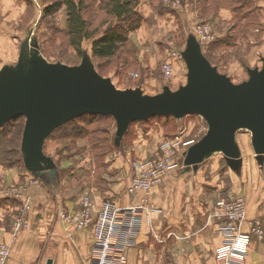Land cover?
<instances>
[{
  "label": "rangeland",
  "instance_id": "1",
  "mask_svg": "<svg viewBox=\"0 0 264 264\" xmlns=\"http://www.w3.org/2000/svg\"><path fill=\"white\" fill-rule=\"evenodd\" d=\"M58 1L15 0L12 4L0 0V72L5 67L15 68L22 55L31 58L35 50L49 63L68 66L81 65L87 56L117 88H139L146 95H157L166 87L177 91L187 84L183 53L190 37H195L212 66L234 84L248 81L250 69L263 68L264 0H134L141 27L131 32L128 43L109 59L93 57L92 41H84L82 57L71 46L66 7L46 15L48 6ZM75 1L84 2V18L90 29L98 32L97 38L119 25L109 14L110 0ZM132 24L124 23L126 27ZM167 63L173 67L170 76L165 73ZM25 126L26 118L19 117L0 127V224L9 228L15 214L14 238L29 227L26 214L43 211L45 200L58 208L59 219L71 236L87 234L91 246L87 264H98L97 230L109 204L112 212L105 239L111 247V263L129 264L143 221L149 220L148 214L161 213L155 197L157 206L166 203L160 208L167 214H182L183 208L188 214H216L219 239L215 236L213 243L204 244L198 252L203 264H245L254 243L264 242V159L259 161L252 133L246 129L236 134L239 167L234 168L217 152L194 169L187 162L189 148L208 132L201 116L134 122L118 145L113 117L85 115L58 128L46 140L44 153L53 160L57 176L45 169L39 178L25 165ZM167 142L171 143L168 151L161 147ZM161 162L167 168L158 174L153 163ZM37 186L44 188L45 199L30 191ZM240 203L245 205V216L241 221L236 218L235 223L232 217ZM83 221L87 227L82 226ZM229 228L230 240L240 251L223 257ZM258 228L263 232L258 233ZM0 244L9 249L8 264L11 245L6 241ZM171 257L166 254L170 258L166 264H171ZM262 261L252 264H264Z\"/></svg>",
  "mask_w": 264,
  "mask_h": 264
},
{
  "label": "water",
  "instance_id": "2",
  "mask_svg": "<svg viewBox=\"0 0 264 264\" xmlns=\"http://www.w3.org/2000/svg\"><path fill=\"white\" fill-rule=\"evenodd\" d=\"M183 58L188 68L187 84L177 91L166 87L160 94L146 95L139 88H117L87 56L81 65L68 66L49 63L35 50L31 58L22 55L15 68L5 67L0 72V127L26 118L24 161L26 168L41 178L45 169L57 175L53 160L44 153L46 140L58 128L85 115L113 117L118 145L134 122L198 115L207 122L208 132L189 148L187 162L194 169L217 152L234 168L239 167L241 151L236 134L241 129L252 133L253 148L262 161L264 59L261 70H249L248 81L234 84L205 58L195 37H190Z\"/></svg>",
  "mask_w": 264,
  "mask_h": 264
},
{
  "label": "crops",
  "instance_id": "3",
  "mask_svg": "<svg viewBox=\"0 0 264 264\" xmlns=\"http://www.w3.org/2000/svg\"><path fill=\"white\" fill-rule=\"evenodd\" d=\"M6 1L12 4L15 2ZM30 191L44 199L47 195L40 186L33 187ZM124 200L126 199L123 202ZM153 201L161 213L148 214L149 220L143 221L136 246L131 250L129 264H166L170 260L166 258L167 253L172 255L171 264H203L199 260L201 255L198 252L204 244L213 243L215 236L219 239L216 214H188L185 208L182 214H167L169 212L161 209L166 207V203L161 202L164 206L160 208L155 197ZM43 205V211H38V214H26L29 216V227L15 238L12 235L15 214L9 228L1 221L0 241L11 245V259L8 264H47L49 260L52 264H87L91 251L87 234L71 236V231L59 219L58 208L45 200ZM171 205L175 208L174 202ZM243 229L246 231V226L243 225ZM251 249L249 261L245 264L263 262L264 242H255Z\"/></svg>",
  "mask_w": 264,
  "mask_h": 264
},
{
  "label": "trees",
  "instance_id": "4",
  "mask_svg": "<svg viewBox=\"0 0 264 264\" xmlns=\"http://www.w3.org/2000/svg\"><path fill=\"white\" fill-rule=\"evenodd\" d=\"M133 4L134 0H110L109 14L116 18L120 23L118 26L108 29L99 38L96 37L98 32L96 30H91L87 20L84 18L83 1L76 2L75 0H61L55 2L51 6H48L46 9V15L50 16L59 10V8L66 7L71 46H73L82 57V45L84 41H92L93 57L95 59H109L114 57L119 50L128 43L129 34L141 27L142 18L135 11ZM128 22L134 24L126 27L125 25H128ZM81 118L82 117H80V119Z\"/></svg>",
  "mask_w": 264,
  "mask_h": 264
},
{
  "label": "built area",
  "instance_id": "5",
  "mask_svg": "<svg viewBox=\"0 0 264 264\" xmlns=\"http://www.w3.org/2000/svg\"><path fill=\"white\" fill-rule=\"evenodd\" d=\"M172 72H173L172 65L167 63L165 65V73H167L170 76L172 74ZM161 147L163 150L168 151L171 149V143H169V142L163 143ZM153 165L158 168V174L167 168L163 162L158 163V164L153 163ZM244 208H245L244 203L243 204L240 203L237 206V214H234V216L232 217V220L234 222L236 221V218H238L239 221L244 219V216H245V214H243ZM111 212H112V207L109 206V204H108L107 207L105 208V210H103V212H102V214H104V216L100 220V223L98 226L97 244L99 245L98 251L100 254V257L98 258V264H112L111 263V256H110V252H111L110 248L111 247L108 244H106L107 241L105 239V234H106L105 226L108 224V217H109V214H111ZM86 219L90 220V214L87 215ZM86 222H88V220ZM88 223H90V221ZM86 225L84 224V221H83L82 226L87 227ZM237 230L238 229L236 226L234 229V236L236 235ZM257 232L261 233L263 231H262V229L258 228ZM230 236H233V235L231 234V230L229 228V231L227 233V243H229V244L226 245L225 247H223V253H222L223 257H229L230 255L235 256L237 254V252L240 251L238 249V246L235 243H233L232 240H230ZM233 240H234V237H233ZM8 256H9L8 247L5 244H0V264H6ZM121 261L124 262L125 260L123 258H121Z\"/></svg>",
  "mask_w": 264,
  "mask_h": 264
}]
</instances>
